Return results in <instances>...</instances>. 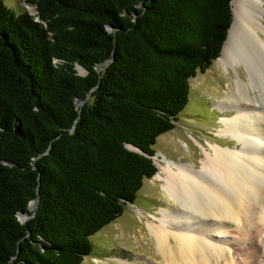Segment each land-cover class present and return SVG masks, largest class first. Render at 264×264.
<instances>
[{"label": "trees", "instance_id": "obj_1", "mask_svg": "<svg viewBox=\"0 0 264 264\" xmlns=\"http://www.w3.org/2000/svg\"><path fill=\"white\" fill-rule=\"evenodd\" d=\"M21 1L0 0V264H82L158 173L232 0Z\"/></svg>", "mask_w": 264, "mask_h": 264}, {"label": "bare ground", "instance_id": "obj_2", "mask_svg": "<svg viewBox=\"0 0 264 264\" xmlns=\"http://www.w3.org/2000/svg\"><path fill=\"white\" fill-rule=\"evenodd\" d=\"M235 1L239 11L234 12L230 38L218 59L226 70L238 65L250 47L259 48L264 54V41L259 35L264 33L259 21L264 13L260 4L263 2ZM217 78L218 75L209 82L202 80L199 86L207 88ZM215 107L220 112H235L232 117L220 118L217 136L234 139L239 146L233 150L208 140L206 148L194 140L203 155L200 168L169 159L163 152L157 154L159 171L152 179V186L160 187L165 197L179 208L162 207L158 214L149 217L153 223L148 222L147 231L159 261L151 263V259L144 258L145 264H241L224 246L217 244L219 235L226 234L225 230L230 228L249 245L242 249L234 245L247 264H264L263 72L250 74L247 81L239 78L236 89H231L228 98L217 100ZM174 139L171 137L172 143ZM34 208L32 204L30 209ZM138 214L145 217L142 212ZM19 217L26 222L27 216ZM115 260L120 264L132 263Z\"/></svg>", "mask_w": 264, "mask_h": 264}, {"label": "rangeland", "instance_id": "obj_3", "mask_svg": "<svg viewBox=\"0 0 264 264\" xmlns=\"http://www.w3.org/2000/svg\"><path fill=\"white\" fill-rule=\"evenodd\" d=\"M260 1L263 2L259 3L264 10V0ZM4 3L16 15L24 12L35 14V8L26 5L21 0H4ZM232 6L234 12L239 11L237 1L233 0ZM259 21L264 26V13L261 14ZM259 35L264 41V33L260 32ZM238 39H241V34ZM245 55V57H240L239 64L234 66L235 69L229 68L226 70L219 64L217 59L205 74L199 72L195 78L190 80L189 103L180 114L179 120L176 122V128L158 138L155 145L157 154L163 152L169 159L189 163L200 168L203 155L195 143L196 140L205 145L206 148L208 140L226 147L229 146L233 150L239 146L234 139L217 136L220 118L223 116L232 117L235 112H220L215 107V102L219 99L228 98L231 89H236V81L239 78L247 81L250 74L254 76L256 71L259 70L264 74V54H262V51L259 48L253 49L250 47L249 52ZM78 71L81 73L79 67ZM84 74L86 73L84 72ZM217 75L218 80L209 87L199 86L202 80L209 82L211 77ZM171 137L175 138L173 143ZM156 157L153 160L158 167ZM152 179L144 181L135 204H129L120 218L91 237L93 251L90 256L85 257L82 264H120L116 262V258L132 262L131 264H145L144 258L151 259V263L156 260L159 261L157 250L147 231L148 222L153 223V220L149 217L158 214L159 209L162 207L171 205L179 208V205L168 200L160 187H153ZM138 212H142L145 217H141ZM227 230H225L226 234L219 235L217 244L224 246L226 251L230 255L233 254L234 258L240 261L241 264H247V260L241 255L242 252L234 250V245L237 248L241 247L240 249L249 245L245 244V240L240 239L233 228ZM139 258H141V261H136Z\"/></svg>", "mask_w": 264, "mask_h": 264}, {"label": "water", "instance_id": "obj_4", "mask_svg": "<svg viewBox=\"0 0 264 264\" xmlns=\"http://www.w3.org/2000/svg\"><path fill=\"white\" fill-rule=\"evenodd\" d=\"M232 5H233V0H232ZM232 11H233V22H234V14H235V13H234V8L232 9ZM233 22H232L231 27H230V29H229V31H228L227 38H226V40H225V42H224V44H223V47H222V50H221L220 56H221L222 53H223V50H224L225 44L227 43V41H228L229 38H230V34H231V29H232V26H233ZM218 59H219V58H218ZM79 69L81 70V73H79L80 75H85L84 72L87 73V71H86L83 67L79 66ZM77 104H79V102H77ZM131 147H132V146H131ZM128 149H130V150H132V151H135V152H138V153L143 154V155L146 156V154L143 153L140 149H137V148H134V147L130 148L129 146H128ZM156 156H157V153H156V155H155L154 157H152V158L154 159ZM32 204H35V202H32V203L30 204V206H31ZM33 211H34V209H33V210L30 209L29 212H26V213H25V212H21L19 215H25V216H27L26 221H28V220L32 217L31 212H33ZM19 219H20V217H19ZM20 220H21V219H20Z\"/></svg>", "mask_w": 264, "mask_h": 264}, {"label": "clouds", "instance_id": "obj_5", "mask_svg": "<svg viewBox=\"0 0 264 264\" xmlns=\"http://www.w3.org/2000/svg\"><path fill=\"white\" fill-rule=\"evenodd\" d=\"M21 223H23V220L21 221Z\"/></svg>", "mask_w": 264, "mask_h": 264}]
</instances>
